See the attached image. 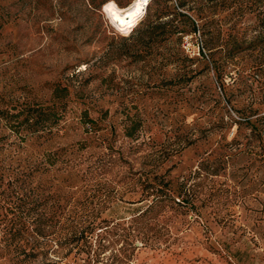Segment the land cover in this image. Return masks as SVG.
<instances>
[{
    "label": "rangeland",
    "instance_id": "rangeland-1",
    "mask_svg": "<svg viewBox=\"0 0 264 264\" xmlns=\"http://www.w3.org/2000/svg\"><path fill=\"white\" fill-rule=\"evenodd\" d=\"M109 1L126 8L133 0H0V97L11 105L65 104L52 133L26 143L21 157L111 148L125 161L122 171L183 183L187 192L179 205L135 222L147 197L136 181L121 186L111 174L62 186L50 200L49 237L62 243L72 230L81 239L51 249L47 262L264 264V123L252 134L219 121L264 116V0L188 2L175 11L187 13L195 33L140 39L150 0L128 28L103 11ZM163 6L151 7L149 21ZM56 88L65 89L61 101L52 99ZM83 112L95 129L83 125ZM2 135L17 142L8 130Z\"/></svg>",
    "mask_w": 264,
    "mask_h": 264
},
{
    "label": "trees",
    "instance_id": "trees-1",
    "mask_svg": "<svg viewBox=\"0 0 264 264\" xmlns=\"http://www.w3.org/2000/svg\"><path fill=\"white\" fill-rule=\"evenodd\" d=\"M159 1L164 3L160 10L161 16L149 21L151 7L157 5ZM194 1L178 0L175 8L170 5L171 0H150L147 3V15L136 28L140 35L139 39L146 34L154 35L157 32L167 38L175 34L183 36L195 33V23L190 21L187 13L175 11L176 9L185 11L188 2ZM172 14L174 16L169 20L162 19ZM176 16L184 17L187 23L175 24ZM145 23L148 24L141 31L140 27ZM64 90L54 89L52 99L61 101L67 96L63 93ZM61 105L44 107L11 105L0 97V133L2 134L3 129L8 130L17 140L13 142L14 145L13 143L9 145L7 138L0 134V261L7 264H56L52 261L47 262L48 256L52 254L51 249L80 241L81 237H77L78 233L72 230L65 232L62 243H59L61 239L55 242L49 237L50 229L54 226L51 221V214L54 212L50 200L62 186L74 188L78 182L82 185L93 184L111 174L118 177L121 186L136 181L147 197L139 201L146 200L145 206L135 209L132 214L135 222L141 221L144 217L153 218L150 216L155 211L163 214L165 209L179 205L180 201L183 202L186 196L187 190L183 183L157 175L140 174L138 177L136 173L122 171L125 161L121 154L114 153L111 148L92 156H76L61 148L41 153L33 161L22 158V149L26 143L50 135L59 120L64 117L65 104ZM252 117L254 113L239 116L238 120L230 124L224 122L223 117L219 121L224 129L235 124L237 130L247 128L253 134L257 130L256 124L264 123V116ZM81 119L84 126L96 128V123L88 117L87 112L82 113ZM136 129L137 126L127 127L124 136L133 138ZM85 148L86 146L82 145L79 149ZM203 168L202 164L197 167L199 171ZM43 258V262H39Z\"/></svg>",
    "mask_w": 264,
    "mask_h": 264
},
{
    "label": "bare ground",
    "instance_id": "bare-ground-1",
    "mask_svg": "<svg viewBox=\"0 0 264 264\" xmlns=\"http://www.w3.org/2000/svg\"><path fill=\"white\" fill-rule=\"evenodd\" d=\"M146 0H133L132 3L126 8H120L113 2H107L103 11L108 17L117 25V27L128 28L135 26L140 19Z\"/></svg>",
    "mask_w": 264,
    "mask_h": 264
}]
</instances>
